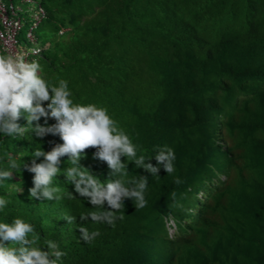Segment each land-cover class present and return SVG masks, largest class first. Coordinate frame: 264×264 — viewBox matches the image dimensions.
Listing matches in <instances>:
<instances>
[{"label": "trees", "instance_id": "1", "mask_svg": "<svg viewBox=\"0 0 264 264\" xmlns=\"http://www.w3.org/2000/svg\"><path fill=\"white\" fill-rule=\"evenodd\" d=\"M21 3L32 23L38 7ZM38 3L47 11L39 75L50 85L67 81L74 104L106 108L146 163L157 166L155 155L171 148L175 171L160 166L154 176L121 157L127 174L112 176L86 149L79 163L101 183L148 178L147 206L137 210L126 198L113 228L81 219L103 209L66 181L67 156L53 181L59 200L30 198L34 173L14 169L0 182L10 201L0 223H31L37 246L47 250L50 239L66 253L58 264H264V0ZM57 143L51 134L0 135V169L10 158L31 165L35 150ZM81 227L99 235L85 242Z\"/></svg>", "mask_w": 264, "mask_h": 264}, {"label": "clouds", "instance_id": "2", "mask_svg": "<svg viewBox=\"0 0 264 264\" xmlns=\"http://www.w3.org/2000/svg\"><path fill=\"white\" fill-rule=\"evenodd\" d=\"M31 44L34 45L32 48L23 49L30 53L31 49H39V53L29 56L27 62L23 54L14 55L0 48L3 52L0 53V135L18 139L29 132L38 138L51 134L59 136L63 143L55 144L47 152L41 147L35 150L31 165H21L10 158L8 169H0V182L11 180L12 170L23 167L34 173V186L29 189L30 198L59 200V188L53 186V181L61 172V157L67 156L72 166L64 170L66 181L74 184L75 193L80 197L88 199L92 206L103 209L82 215L81 219L86 220L90 216L92 221L104 222L114 228L116 220L124 218L122 215L117 217L116 212L123 207L126 198L134 201L137 210L147 206L145 192L148 178L141 176L138 181L130 182L131 187L125 186L121 179L101 183L79 163L85 150L96 149L93 158L105 162L112 176L127 174L124 171L127 166L121 162V157H127L151 175L158 176L160 166L170 175L175 171V153L166 146L162 148L155 155L157 166L146 163L143 155L137 157V146L109 116L106 108L94 104H74L67 81L61 79L58 86L50 85L39 75L41 65L34 60L40 56L44 46L38 37ZM21 118L26 121L23 126L19 123ZM41 118H44V125L39 123ZM49 119L55 120V123L47 125ZM39 157H44V160L36 163ZM174 182L181 183L179 178ZM9 202L0 197V211ZM105 202L108 208H105ZM74 219L67 218L69 223ZM34 231V226L21 218H15L11 224L0 223V264H58L66 253L50 239L46 241L47 250L37 246V238H29ZM79 231L82 239L89 243L99 235L98 231L90 234L84 227Z\"/></svg>", "mask_w": 264, "mask_h": 264}, {"label": "built area", "instance_id": "3", "mask_svg": "<svg viewBox=\"0 0 264 264\" xmlns=\"http://www.w3.org/2000/svg\"><path fill=\"white\" fill-rule=\"evenodd\" d=\"M21 1L24 3H31L33 6L38 7L36 13L31 16L33 22L27 34L29 42L35 43L37 41L35 30L46 17V10L39 5L38 0ZM22 9L21 6L17 7L13 3V0H0V48L3 52H11L14 55L23 54L27 62L29 56L39 53V49H31L30 53L20 45L18 37L23 30L24 21L26 20L22 15Z\"/></svg>", "mask_w": 264, "mask_h": 264}, {"label": "rangeland", "instance_id": "4", "mask_svg": "<svg viewBox=\"0 0 264 264\" xmlns=\"http://www.w3.org/2000/svg\"><path fill=\"white\" fill-rule=\"evenodd\" d=\"M13 2H14V4L17 6V7H20V6H23V7H28V6H24L22 3H21V1L20 0H13ZM31 24L32 23H24V27H23V30L21 31V33H20V35H19V37H18V39H19V41H20V45H21V47L22 48H25V49H30V48H32L34 45L33 44H31L30 42H29V40L27 39V34H28V31H29V29H30V27H31ZM35 35L40 39L41 38V27L40 28H38L36 31H35ZM37 45H39V43L37 44ZM169 225H170V227H169V232H170V234L171 235H174V233H175V231H176V229H175V227H176V225L174 224V222H170L169 223Z\"/></svg>", "mask_w": 264, "mask_h": 264}, {"label": "bare ground", "instance_id": "5", "mask_svg": "<svg viewBox=\"0 0 264 264\" xmlns=\"http://www.w3.org/2000/svg\"><path fill=\"white\" fill-rule=\"evenodd\" d=\"M197 193V192H196Z\"/></svg>", "mask_w": 264, "mask_h": 264}]
</instances>
